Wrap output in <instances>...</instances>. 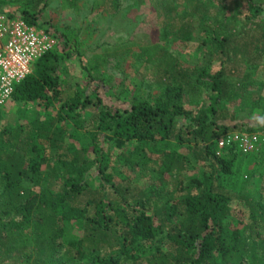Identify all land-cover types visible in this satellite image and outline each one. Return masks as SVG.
Here are the masks:
<instances>
[{
    "label": "trees",
    "instance_id": "trees-1",
    "mask_svg": "<svg viewBox=\"0 0 264 264\" xmlns=\"http://www.w3.org/2000/svg\"><path fill=\"white\" fill-rule=\"evenodd\" d=\"M38 1L19 15L42 27L38 13L46 2ZM181 1L154 4L161 38L172 48L189 42L192 18L202 20L212 4ZM239 1L237 32L222 0L210 21L219 26L205 27L220 55L213 69L184 66L163 43L139 46L141 58L160 67L163 89L151 99L134 93L127 105L113 107L77 87L62 96L55 45L33 62L9 99L46 108L57 99L59 110L0 131V264H264V184L255 194L245 190L254 169L241 167L236 145H217V136L235 125L221 120L234 119L236 109L252 105L264 116V95L240 90L264 83V0ZM75 4L60 0L64 8ZM70 41L77 44L65 34L62 48ZM70 54L66 49L63 56ZM99 57L90 67L76 58L91 79L101 78L92 71ZM67 118L74 132L62 127ZM46 144L55 151L45 153ZM196 163L200 169L187 174ZM141 176L150 180L132 184ZM237 197L244 213L233 210Z\"/></svg>",
    "mask_w": 264,
    "mask_h": 264
},
{
    "label": "rangeland",
    "instance_id": "rangeland-1",
    "mask_svg": "<svg viewBox=\"0 0 264 264\" xmlns=\"http://www.w3.org/2000/svg\"><path fill=\"white\" fill-rule=\"evenodd\" d=\"M44 1L46 4L38 13V19L43 28H47L55 35L54 48L59 56L57 72L62 96L68 95L77 87L81 89L82 95L95 99L94 94H98L104 102L113 107L127 105L134 93L141 98H154L163 89V84L159 77L161 72L157 63L146 62L138 53L139 46L145 44L163 43L168 48L167 51L179 58L187 67L194 65L213 69L220 59L215 40L211 32L205 28L209 25L219 26L216 25L217 22H210L216 16V0H209L212 4L209 5V12L202 20L196 17L192 18V38L187 44L178 48H172L171 43L163 41L160 35L162 21L155 13L154 4H161L165 0H117L116 6H113L108 0L104 4H102V0H76L74 6L66 8L60 5V0ZM167 1H173L175 4L182 2L181 0ZM41 2L42 0L38 1V5ZM222 2L230 15L227 24L237 32L240 26L233 18L242 9L241 1L222 0ZM35 6H37V0H4L3 3H0V7L13 9L18 15L24 7L31 10ZM65 34L70 37V40L76 39L77 44L75 45V41H70L69 47L63 49L62 39ZM66 49L70 50V56H63ZM97 54L103 61L99 60L98 67L92 71L101 78L91 79L83 67L78 64L76 58H81L83 63L90 67ZM244 66L242 63L234 67L232 73L234 82H238L241 78ZM261 77L260 72L256 74V79L260 80ZM240 90L251 97L259 94L264 95V83H252ZM59 103L60 100L52 99L51 104L46 108L43 103L37 101L8 99L0 104V131L6 128L7 131H12L13 127L22 129L28 121L37 115L55 117L59 110ZM87 108L86 115L93 110L91 105ZM234 116V119H229L227 115L224 120H221L227 124L235 123L225 133L246 132L255 138L253 149L238 147V159H240L241 167L246 164L254 169L253 175L247 178L244 189L250 194H255V188L264 184V177L259 176L260 171L264 169V116L260 115L258 108L252 105L236 109ZM82 119L83 116H80L79 120ZM85 123L87 122L85 121ZM61 125L65 128L66 133L74 132L75 121L71 118H67ZM86 128L90 132L95 130L91 125ZM81 139L79 140L81 141ZM46 148L44 152L47 154L55 151L47 144ZM200 167V164L196 163L191 169L186 170V173L194 174ZM242 173L245 177V171ZM148 180H150L148 176H141L137 180L134 177L132 184L141 186L145 185ZM108 195H113L111 190ZM232 205L236 206L234 211L236 208L243 213L246 210L242 200L238 197L233 199Z\"/></svg>",
    "mask_w": 264,
    "mask_h": 264
},
{
    "label": "built area",
    "instance_id": "built-area-1",
    "mask_svg": "<svg viewBox=\"0 0 264 264\" xmlns=\"http://www.w3.org/2000/svg\"><path fill=\"white\" fill-rule=\"evenodd\" d=\"M55 43V36L49 30L17 13L0 10V104L9 99L15 83L32 71L33 62ZM254 139L246 132L225 133L217 137V145L253 149Z\"/></svg>",
    "mask_w": 264,
    "mask_h": 264
}]
</instances>
